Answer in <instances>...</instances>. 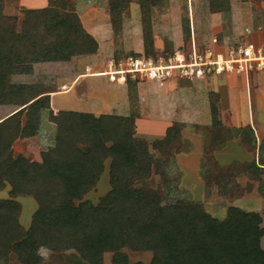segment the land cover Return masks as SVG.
<instances>
[{
    "label": "trees",
    "instance_id": "trees-1",
    "mask_svg": "<svg viewBox=\"0 0 264 264\" xmlns=\"http://www.w3.org/2000/svg\"><path fill=\"white\" fill-rule=\"evenodd\" d=\"M166 1H137L147 49H153L152 8ZM216 1L219 12L228 10L224 0ZM69 2L26 9L18 31V19L5 16L0 1V106L20 108L0 122V193L10 187V198L0 200V259L15 254L20 264H42L45 248L74 252L84 264H103L106 253L113 254V264H143L130 263L122 252L128 249L152 253L149 264H264L260 214L232 206L221 220L201 203L165 202L160 190L134 187L155 174L169 182L163 167L179 154L170 157L168 150L177 146L183 124L175 123L164 139L150 144L135 136L133 115L54 114L46 86L12 82L15 75L33 74L37 65L97 54L99 43ZM130 2L108 0L110 15L118 20ZM183 30L190 43L189 20ZM43 111L57 127L55 146L42 154V162L15 156L14 143L37 135ZM106 160H111L110 192L97 205L83 201L96 188ZM18 197H31L38 205L28 230L20 223Z\"/></svg>",
    "mask_w": 264,
    "mask_h": 264
},
{
    "label": "rangeland",
    "instance_id": "rangeland-1",
    "mask_svg": "<svg viewBox=\"0 0 264 264\" xmlns=\"http://www.w3.org/2000/svg\"><path fill=\"white\" fill-rule=\"evenodd\" d=\"M0 1L3 4V14L18 19L17 30L20 31L25 18L24 11L28 9L32 0H23V2L21 0ZM52 1L49 0V5ZM58 1L60 2V0ZM83 1L79 0L80 3ZM137 1L131 0L118 20H115L110 15L109 4L106 0L99 1L105 10L100 12H105L109 15V19L107 16V20L110 21L111 26L110 28L107 27V31L112 32V35H110L111 39L108 41L109 46H103L101 52L98 51L96 55L90 57L85 55L75 57L68 62L37 65L33 74L15 75L12 77V82L16 84L46 86L48 91H52L49 94L50 103H55L54 106L59 111L92 113L96 116L109 114L120 116L133 115L135 118L139 116L143 119H152L153 116L162 117L160 114L161 109H165V107L171 104L165 100L173 99L167 94L168 87L164 83L177 81L180 84L181 81H185L190 84H197L199 82H206L207 80V84L210 85V78L191 81L185 78L173 77L161 83L148 79L135 80L127 76L126 82L121 83L118 80L119 76L116 77L115 81H111L110 77L106 76L105 72L110 71L111 62H114L115 66H119V64L127 61L130 57H139L141 55L154 57L163 52L170 54L178 49L191 48V42L189 43L185 39L183 30V21L185 20H189L192 37L195 39L197 46L203 50L214 47L215 52H220L225 50V48L229 49L249 42L264 44V0H224L227 3L226 8H228L224 12H219V2L216 1L214 3V0H167L163 6L152 8L153 49H147L143 38V20L140 4ZM20 2L22 3L21 5ZM136 2L138 4L134 5L133 3ZM84 3H87V1ZM70 4H72V7L70 6L69 8L76 9L77 0H70ZM84 11L85 9L82 11L83 14L81 16L87 27L89 26L88 23L93 22L88 17V13L86 14ZM90 11L92 10L89 9ZM85 16H87V19ZM260 73H257V76L252 75L253 80ZM215 77L221 79L220 83L223 89L233 87L240 94L243 92L247 96V85L243 81V77L238 76L237 81L234 79L232 84L231 79L226 75L214 76L212 78ZM253 80H250L252 97H264V81L255 82ZM116 87L120 90H115ZM210 93H212L211 110L213 114L211 126H200L196 129V126L193 125L185 129V135L192 131L200 133L204 137V152H213L218 146H223L221 144H224L225 140L230 136V134L228 136L227 126L221 120L222 111L220 103L222 96L218 92H212L211 87ZM59 111L53 112L54 114H58ZM42 113L45 117L48 115L47 111H43ZM22 122H26L25 116H23ZM54 128V137L56 139L57 127L54 126ZM184 128H187L186 125H184ZM184 128L181 131V139L177 141V146L168 150L172 152L169 155L170 157L175 152L188 154L193 148L191 146L189 149L188 144L182 137ZM135 136L150 144L156 140L165 138V136H161L159 139H155L154 137H139L137 133H135ZM28 139L30 140L31 138ZM37 141V138H33L28 143L24 142L26 146L20 142L17 144V151L22 152L26 157L22 154L20 155L31 162H42V154L53 148L56 142L53 141V143H49L45 147L42 145L44 147L43 150H39ZM25 148L26 152H23ZM151 152L158 159L168 160L158 150H151ZM203 157L206 158V161L202 163V168L203 166L211 168L207 180H204L208 184L206 189L209 191L208 198L206 196V199L202 195L205 191L200 186L194 187L193 190L183 188L182 180L184 176L176 167V161L173 159L166 161L163 167L164 174L169 178V182L165 180L166 178L162 179L161 175L155 174L145 181H136L134 187L160 190V196L165 202L183 200L201 203L204 207H207L206 210L208 212L221 220L227 217V210L232 206L238 207L243 211L258 213L261 215L263 221L260 226L264 229V171L255 168L252 164L253 160L219 168L218 162L214 160L211 153ZM110 167L111 160H106L105 171L100 178L101 181L99 180L96 188L88 193L83 201H90L97 205L110 192ZM189 181H192V179H188L185 184H189ZM216 188H225V194L228 198L227 202L218 204L217 208L214 206L217 204L214 202L218 198L216 197ZM7 197L8 194L2 198ZM27 199L35 202L28 201L30 203L28 204L29 208H33L31 203L37 204L33 198L28 197ZM19 203L22 204V202ZM260 250L264 252V236L261 239ZM122 252L129 258L130 263L141 262L149 264L153 258V254L150 252H133L128 249H123ZM68 253L74 252L50 253L47 249L42 248L40 250V255L43 259L42 264H74L71 257L62 255ZM0 264L20 263L15 254H10L6 260L0 259ZM103 264H113L112 253L104 254Z\"/></svg>",
    "mask_w": 264,
    "mask_h": 264
},
{
    "label": "crops",
    "instance_id": "crops-1",
    "mask_svg": "<svg viewBox=\"0 0 264 264\" xmlns=\"http://www.w3.org/2000/svg\"><path fill=\"white\" fill-rule=\"evenodd\" d=\"M21 1L23 2V0ZM86 1L87 3H84ZM86 1L84 0L80 3L79 0H77L76 12L84 26L85 23L83 21V17L81 16L83 14L82 11L85 9L84 13H88L87 15L93 23H88L89 26L85 27L87 28L86 30H88L99 43V51L101 52L103 46H109L108 41L111 39L110 35H112V32L109 30L107 31V27L110 28L111 26L110 21L107 20V16L109 19V15L108 13L106 14L105 12H100L104 10L103 6H101V3H99L100 0ZM30 2L31 4L28 6V9H43L49 6V0H32ZM106 2L108 3V0H106ZM21 4L22 3L20 2V5ZM133 4L137 5L138 3L136 2ZM89 9L92 11L89 12ZM86 17L87 16H85V18ZM192 39L195 41L193 37ZM252 75L257 76V73H251L248 75V77L241 76L247 85V96H245L243 92L240 94L233 87L223 89L220 83L221 79L217 77L210 78V85L207 84V80L206 82H199L197 84H190L189 82L187 83L185 81H181L180 84L177 81L164 83V85L168 87L167 94L173 99L165 100L171 104L165 107V109H161L160 114L162 117L153 116L152 119H143L139 116L136 117L135 125L137 136L145 138L154 137L155 139H159L161 136H165L168 128L173 126L175 123L186 125L187 128H184L182 137L188 144L189 149L191 146L193 148L190 150V153H179L175 157L176 167L182 172L184 176L185 181L184 179L182 180V186H184L183 188L187 190H193L194 187L200 186L205 191L202 194L205 196V199L206 196L208 198L209 191L206 189L208 184L204 180H207L208 173L211 169L208 166H203L202 168V163L206 161V158L203 156L206 154L209 155V153H211L214 160L218 162L220 166L219 168L228 167L235 163L242 164L246 161L253 160V166L264 171V97H252L250 88V80H253ZM256 76L253 81H264V72L260 73L258 77ZM228 78L231 79L232 84L234 79L237 81L238 76L230 75ZM210 87L212 92H218L222 96L220 103L222 111L221 120L223 124L227 126L228 136L229 134L230 136L225 140V145L221 144L223 146H218V148L214 149L213 152H204V137L200 133L192 131L191 133H187L185 135V129H188V127L193 125L196 126V129L200 126H211L213 114L211 110L212 93H210ZM117 89L118 91L120 90L118 87H116L115 90ZM54 105L55 103L51 104V108L56 113L59 111V109ZM19 110L20 108L17 106H0V122ZM54 126L55 125L49 121L48 115L45 117V115L42 114L38 135L32 137L30 140L22 139L21 141H18L13 147L14 155H24L22 152L17 151V144L20 142H22V145L26 146L24 142L28 143L32 141L33 138H37L39 150H43L47 144L53 143V141L56 140L54 137ZM201 133L203 134V132ZM42 145L44 147H42ZM24 151L26 152V148L23 150V152ZM188 179H192V181H189V184H185L187 183ZM215 190L216 197L218 198H216L217 201L214 203L217 204L214 206L217 208L218 204L227 202L228 198L226 197V194H223L224 192L219 188H216ZM9 191L10 187L8 186L4 192L0 193V200L3 199L2 197H5L6 194H8L6 199L10 198ZM27 198L28 197L16 198L18 202H22V204L20 203L22 205L20 223L25 230L29 229L32 216L38 208L37 204H33L35 203L34 201H31V199L29 200ZM28 201L33 202L31 203L33 208L28 207V204H30ZM205 208L207 209V207ZM212 215L214 216V214ZM62 255L71 257L74 264H84L75 253Z\"/></svg>",
    "mask_w": 264,
    "mask_h": 264
},
{
    "label": "built area",
    "instance_id": "built-area-1",
    "mask_svg": "<svg viewBox=\"0 0 264 264\" xmlns=\"http://www.w3.org/2000/svg\"><path fill=\"white\" fill-rule=\"evenodd\" d=\"M262 71L264 44L249 42L215 52L214 47L200 49L192 39L191 48L178 49L170 54L163 52L154 57H130L119 66L111 62V75L106 76H109L111 81H115L119 76L121 83L126 82L127 76L135 80L148 79L163 83L173 77L193 81L224 75L248 77L251 73Z\"/></svg>",
    "mask_w": 264,
    "mask_h": 264
},
{
    "label": "bare ground",
    "instance_id": "bare-ground-1",
    "mask_svg": "<svg viewBox=\"0 0 264 264\" xmlns=\"http://www.w3.org/2000/svg\"><path fill=\"white\" fill-rule=\"evenodd\" d=\"M112 73H114V71H111ZM111 72H105L107 75H111Z\"/></svg>",
    "mask_w": 264,
    "mask_h": 264
}]
</instances>
